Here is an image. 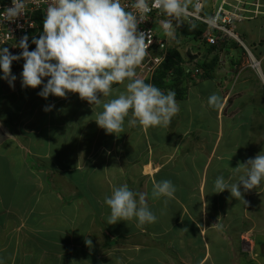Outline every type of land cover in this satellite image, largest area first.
I'll return each instance as SVG.
<instances>
[{"label":"crops","instance_id":"obj_1","mask_svg":"<svg viewBox=\"0 0 264 264\" xmlns=\"http://www.w3.org/2000/svg\"><path fill=\"white\" fill-rule=\"evenodd\" d=\"M230 1L237 4L236 0ZM243 1L247 3H238L241 10L237 13L241 19L235 22V30L245 43L264 41V18H259L264 17V8H259L261 4L256 3L260 0ZM246 5L249 7H245ZM229 44L231 43L224 44L218 50H222V54L228 50L230 54L236 47L230 48ZM260 44L256 45L254 50L260 55L259 80L264 84L262 61L264 45ZM189 49L191 50L190 47ZM198 54L195 60H199L201 53ZM201 58L204 60V55ZM231 58L229 75H234L235 67H239L236 68L237 75L233 78L227 74L230 78L225 76L227 78L223 79L212 74L210 78L199 80L195 91L189 93L186 90L181 98H176L179 112L172 117L170 124L149 128L138 126L139 128L135 127L133 130V126L128 124L130 114L125 120L124 132L117 135L106 133L95 121L102 107L89 104L81 99L78 93L69 92L63 98L50 95L45 99L38 95L43 85L36 88L22 87L20 74L25 61L23 59L14 61L12 73L17 76L14 88L7 81L0 79V259L4 264H50L54 260L66 264L67 258L73 259L72 264H115V255L121 256L122 264H259L258 251L254 248L253 242H247L248 237L247 248H244L246 239L243 237L242 240L235 230H233L235 235L239 237L227 238L225 232L229 231L213 224L219 218L218 209L222 208L223 211L226 207L227 214H230L234 221L232 227L235 228L236 221L241 223L243 228L240 226V229L254 227L245 223L248 222L245 220L246 215L237 217L239 214L237 211L243 212L244 206L238 205L234 197L229 198L231 193L214 192V181L218 175H229L226 166L247 162V156L245 160L239 157L241 156L239 150L250 146L262 147L259 144L264 143V137L256 136L264 129L258 130L250 126L245 131L242 130L243 117L244 121L256 126L259 117L253 118L255 113L252 105L250 106L251 101L248 106L245 103L244 107L238 108L240 105L237 99L239 102L242 99L237 94L246 90L251 82L242 77L248 69L247 66H241V63L238 65L236 56ZM223 67L218 62L214 71ZM242 68L244 69L241 70ZM186 70L185 68V72ZM191 76L195 75L191 73ZM46 80L47 78L45 82ZM219 84L221 86L228 84L224 89L228 91H225L226 94H217L221 97L222 103L218 108H212L208 105V98L215 94ZM114 87L124 91L122 84H114ZM231 91L238 97L232 99V106L237 109L233 115L237 119L233 124L227 121L228 115L224 113L231 100H229ZM111 98L114 97L103 99L107 102ZM49 105L54 107L51 111H45V107ZM175 117L180 118L185 125H179ZM194 123L197 125L193 126ZM262 134L264 136V132ZM253 137H255L251 142L253 144L250 143L251 145L247 147L239 144L242 143V139L246 141L249 138L252 141ZM182 147L187 150H183L176 164L174 163L177 167L174 170L169 167L161 169L164 165L156 160L158 154L164 158L165 148L177 150ZM101 148H107L113 155H103L104 159L95 164L92 157L97 149ZM204 148H210L209 152L198 155L194 153V150ZM118 150L127 151V154L124 151L122 156L128 159L127 163L133 167L129 176L125 172L127 164H123L126 166L123 169L119 165V170L121 169L128 179L139 178L136 191L148 194L146 199L158 217L157 221L144 224L141 229L135 220H121L116 225L111 224L108 230L118 236L115 240L131 235L132 242L114 245L107 252H103L100 259H96L98 252L96 253L92 247L96 245L86 228L91 224L84 225L78 222L77 214L67 215L61 219V225L56 226V229L61 231L60 237L63 234L65 237L62 247L54 237L56 234L50 227L47 228L50 217L56 214L53 210H59L61 207L66 209L68 205L75 203L72 201L63 206L56 204L58 200L63 202L59 196V194L64 196L61 183L72 181V184H64L68 189H75L77 186L75 192L70 194L74 197L80 194L78 190L82 182L85 183L87 180L94 182L99 179L101 182L95 184V187L103 190L100 195L103 197L110 195L116 184L104 182L102 179L105 178H99L98 174L101 173L106 178L110 175L111 169H108V165L120 161ZM226 151H229L228 154L235 153L232 163L231 157L225 155ZM83 164L88 165V168H81ZM77 169H83L84 172L75 180L72 174ZM58 170L63 171L65 176L57 177ZM31 177L33 181L30 180ZM161 180L172 181L176 188L173 199L153 195L154 182ZM20 190L21 194L18 193ZM220 194L225 197L222 204L219 198L223 196H219ZM253 203L255 206V202ZM162 204L165 205L164 214L159 212V206ZM76 205L75 203V207ZM107 214L110 215V210ZM66 221L75 223L66 224ZM96 230L94 234L98 235L100 229ZM43 237L46 238V243L42 241ZM90 238L91 247L88 243ZM105 241L107 240H103ZM70 244H74L75 248ZM84 248L86 253L79 256L78 253L83 252ZM110 254L112 257L108 258L107 255ZM262 255L261 259L264 260V254Z\"/></svg>","mask_w":264,"mask_h":264},{"label":"clouds","instance_id":"obj_2","mask_svg":"<svg viewBox=\"0 0 264 264\" xmlns=\"http://www.w3.org/2000/svg\"><path fill=\"white\" fill-rule=\"evenodd\" d=\"M131 7L135 11L127 10L121 0H54L47 7L42 34L32 38L34 50H29L27 35L16 46L22 49L19 54L0 47V79L14 88L17 76L12 73V64L23 59L22 87L43 85L38 95L45 99L50 95L63 98L69 92L78 93L89 104L102 107L95 121L108 134L123 133L130 114V126H167L179 112L176 92H165L138 77L136 68L148 54L151 39L150 33L138 26L144 15L158 9L168 18L161 22L165 35L175 39L182 18L189 15L187 2L133 0ZM25 8L24 0H12L5 19L16 20L25 14ZM114 84L124 85V91L113 88ZM106 97L114 98L104 102ZM221 103L217 94L208 98L212 108ZM53 107L49 105L44 110L51 111ZM235 170L239 174L236 183H228L223 174L216 177L215 193L229 190L232 197L239 199L243 197L241 187L247 192L264 183V154L249 158ZM175 191L170 180L153 184L155 197L173 199ZM104 203L110 208L108 224L136 219L144 225L158 219L145 195L137 194L127 184L114 186L111 194L104 197ZM0 264H4L2 259Z\"/></svg>","mask_w":264,"mask_h":264},{"label":"rangeland","instance_id":"obj_3","mask_svg":"<svg viewBox=\"0 0 264 264\" xmlns=\"http://www.w3.org/2000/svg\"><path fill=\"white\" fill-rule=\"evenodd\" d=\"M256 3L258 5L261 4L259 6V8L260 7L264 8V0H260V2H256ZM245 7H249V5L248 6L246 5ZM259 18L262 19L264 17L263 16H259ZM155 27L157 29L160 27L157 22L155 24ZM256 29H258V28L256 27ZM257 32H259V29L257 30ZM176 35H178L179 37H177ZM263 42L264 41H261V42L257 41V42L251 43L249 41L248 42L246 41V43H248V45H250V47L252 48L253 54L255 55V57L258 60H260V55L255 53V52H257V50L255 51L254 48L259 43H261L260 45L263 46L264 45ZM168 46L178 47L180 53L183 56H184V54H186V49L190 47L193 53H198V52L201 53L199 61L202 60L201 56H203V55H204V60H208V61H210L213 57H217V60H218V62L220 64V66L223 65L224 67L223 68H217L215 71L212 72V74L219 75V78H223V79H226L227 77H229L231 75V74L229 75V73H230L229 72V70H230L229 68H231L230 67L231 63L229 61L232 60L231 56L233 58L236 56L238 58L237 59L238 60L237 61L238 65L241 63L242 64L241 66H243V65L247 66V68L249 69V70L247 69L246 73L242 76L243 79L247 78L248 80H250L249 82H251V84L247 86L246 90H244L242 92H239L237 94V96L238 97L241 96V99H242L241 102H239V100L237 99V101H238V103L240 105L238 108L244 107L245 103L248 106L249 102L251 101L252 103H250V106L252 105V107H253L252 109H254V113H255V117H253V118L259 117V118H257V122H258L257 126L255 124H252L251 122L244 121V117H243L242 118V122H241V126L243 128L242 130L245 131L246 128H248L250 126H251V128H255V129H258V130H263L264 129V94H263L264 93V84L260 83V80H259L260 79V76H259L260 72L258 71V69H253V68L250 67V65L248 66V64H247L248 60H247L246 54L244 53L242 48H240L239 46L236 47V48H233V45L229 44V47L233 48V49L231 50L230 54H228L229 53L228 50L225 51L224 54L227 55V56L222 54V50L219 51L218 48L216 50L212 51V52H209L208 51L209 47L204 42H202L200 44L195 39L192 40L190 38L182 40L180 38V35H179V28H177V30H176L175 39H172V38L168 37ZM262 61L264 62L263 59H262ZM184 67L187 69L186 72H184L185 75L182 77L181 82L176 86L177 89L183 91L182 95H183L184 91H186V90L189 93H191L192 90L195 91V88H197L196 84L199 82V80L207 78L205 73H203L201 71H199L197 74H195L194 72H191V71L188 70L189 68L190 69L195 68L193 63L185 62ZM236 68L238 69L239 67H235V71L237 72ZM243 69L244 68H242L241 70H243ZM241 70H239V71H241ZM236 72H235L234 75H231L233 78L237 75L238 72L237 73ZM191 73H194L195 76H191ZM225 76H227V77L225 78ZM234 83H235V81H233L232 84H234ZM242 84H244V83H242ZM242 84H239V85H242ZM226 85H228V84H226ZM226 85L221 86L219 84L218 87L216 86L217 88H216V91L214 93L215 94H219V93L220 94H222V93L226 94V92L228 91V90H224L226 88ZM228 87H227V89H228ZM159 88L161 90L165 91V92H167L169 89L175 90L174 88H169V87L165 88V89L162 88V87H159ZM233 94H234L233 91H231V94H230V97H229V100L230 99L231 100H230L229 104L225 107V112H224L225 114L228 115V120L227 121H230L232 124H233L234 120L237 119L236 116H233V115H235V112L237 110V109H234L235 106H232V104H233L232 99L235 97ZM238 97H235V98H238ZM230 108H231V110H230ZM175 118H176L177 121H179V125H181V126H183V124L185 125V123L183 121L181 122L180 118H177V117H175ZM248 120H249V117H248ZM192 125L195 126V125H197V123H194ZM135 127L139 128L138 125H136V126H133V130L135 129ZM263 132L264 131H261V133H258V135H256L257 138L261 137V136L264 137L263 134H262ZM254 134H255V132H254ZM130 135L132 136V133ZM243 135H244V132L241 133V136H243ZM210 136H212V134H210ZM249 138H250V135H249ZM249 138L246 141L244 139H242V143H239V144H241L242 147L249 146V144L251 142H253L255 137H253L252 141ZM251 144H253V143H251ZM259 145L262 146V147L255 148L254 146H250L247 149L245 148V149L239 150L241 152V156L239 155V157L243 158L242 160H245V158H246L245 156H247V158L249 159V158H255L261 152H262V154H264V143L259 144ZM131 150H132V148H131ZM183 150H187V149L183 148V147L179 148L177 150H171V149L165 148L163 150V152L165 153V157L164 158H162L160 153H159L158 154L159 157H156V160H158V162H160V164L164 165L163 168H161V169H167L169 167V168L174 170L177 167V166L175 167L176 161H177L178 158H180L181 153H182ZM209 150H210V148L209 149L208 148L198 149V150H194V153L196 155L204 154L205 152H209ZM236 150L238 151V149H236ZM124 151L123 150H118V152L120 154V156H119V160L120 161L118 160L119 161L118 163L109 164L108 165V169L109 170L111 169L110 170L111 172H110V175H109L111 177L108 179L109 176L106 178L101 173L98 174V177L99 178L100 177H104L105 179H102L104 182H109V183H112V184H116V186H121V185L127 184L134 192L137 193V191H136L137 190V185L139 184L140 180H139V178L128 179L129 173H130V171H132L133 167H131V164L127 163L129 161L128 159H124L123 158L122 154H124ZM141 151H142V148H141ZM228 152L229 151H226L225 155L231 157L230 163H232L233 162L232 158L235 157V153L230 152L228 154ZM188 153H189V151H188ZM106 154H111V152H108L107 148L106 149H103V148L97 149L96 154L93 155L92 159L95 160V164H96V163H98L99 160L104 159L103 155H106ZM125 154H127V151H125ZM111 155H113V154H111ZM113 158L115 159V157H113ZM178 162H180V161H178ZM123 164H127L126 166H128V168H126V166H124ZM119 165L122 167V169L123 168L127 169L125 172L128 174V176H125V174L123 175V172H121V169L119 170ZM194 165L197 166V164H194ZM239 165L226 166V169H228L227 173H229V175L225 176V178H226V181L228 183H236L238 181L239 174L236 173L235 167H238ZM99 166H102V165H99ZM180 166L181 165H178V167H180ZM81 168L87 169L88 165L83 164L81 166ZM58 172H59V174H57V177L60 178V177H64L65 176L63 171H59L58 170L57 173ZM82 172H84L83 169H79V170L77 169L75 171V173H73V171H72V173H73L72 177H74V179L77 180L78 175L81 174ZM30 180L33 181L34 179L31 177ZM98 182H101V181L99 179L94 180V182H92L90 180H87L85 183L82 182L79 185L80 187H79L78 191H80V195L85 194L84 192H87L89 194L85 198L84 197L83 198L82 197L81 198H73V196H70L71 193L75 192V189H76L77 186L75 185L76 186L75 189L74 188H69L68 189V188H66V186L64 184H67V185L72 184V181H64V184L61 183V186L63 188L62 191H63L64 196H62L60 194H59V196H60V199L63 202L58 200V202H56V204L63 206L66 203L74 201L77 205L75 207V203H73V204L71 203L70 205H68L66 207V209H64V207H61L59 210H53V211H55L56 214L55 215L52 214L54 216L52 218L50 217V223L47 226V228L50 227V230L54 234H56L55 236L54 235L53 236L60 242V245H62V247H63V241H64L65 237H64V234L62 235V237H60V232L61 231L56 229V226L57 225L58 226L61 225V223H62L61 219H63L65 216H67V215L71 216V215L77 214L76 218H77L78 222H82L84 225H88V223L91 224L90 226H87L86 228H88L87 233L88 234L91 233V238L94 239V243L96 245V246H92V247H94L93 250H96V253L98 252L97 256H95L96 259H98V258L100 259V257L102 256L103 252H107L108 249H110L114 245L123 244V243L127 244V243L132 242L131 235H129L128 237H124V238H122V237L118 238V239L116 238L117 240H115V237H118V236H115L114 234H111L110 237H109L110 239H106L107 238V233L109 231L108 227L111 226V224H108V222H107V218H108L107 215L109 214V212L107 214V211H109L110 208L104 203L103 195L102 196L100 195V194H102L103 190L100 189V188L97 189L95 187V184H97ZM145 184H146V182H145ZM82 188L84 190H82ZM241 190H242L243 197H241L239 199L234 197V200H237V202H238L237 204L238 205L241 206L243 204L242 206H244L243 212H241L239 210L237 211V212H239L237 217L239 215H243V217L246 215V219L245 220H247L248 222H245V223L252 224L254 227H251V228H248V229H245V228L244 229H240V226L242 227V225H241V223L239 224L238 221H236L235 228L232 227V222H234V221H233V218L231 217V215L227 214L228 212L225 209L226 207L224 208L223 211H222V208L218 209L219 213L217 214V216L219 218L216 219L213 224L216 225V226H219V227L221 226V228L223 230H224V228H226V230L229 231V233L225 232L227 238H228V236L233 237V238H235V237L237 238L240 235L242 240H244L243 237L245 239L248 237L249 240L247 241L248 238L245 240V243L243 245L244 248H247V244H248L247 242H249V241L253 242L254 248L256 249V251H258V254H259V257H258L259 259L257 261H258L259 264H261V263L264 264V260L261 259V256H263L262 254H264V242H263L264 241V183H262L257 188L249 190L247 192H244L242 187H241ZM138 192L139 193H137V194H141V193L144 194L141 191H138ZM18 193L21 194L22 190H20ZM221 193H223V194L227 193L228 194V193H230V191L229 190H224ZM77 194H78V192H77ZM144 195H145V198H146V196L148 194L146 193ZM75 196H78V195H75ZM219 196H223V195L220 194ZM231 197L232 196H229V198H231ZM137 198H138V196H137ZM219 199H220V204H222L223 203L222 199H225V197L223 196V198L221 197ZM232 199H233V197H232ZM252 199H253V202H255V206H254V203L252 202ZM236 205H233V206L235 207ZM164 209H165V205L162 204V205L159 206V212L161 214H164ZM238 209H239V207H238ZM67 210H69V211H67ZM27 220H28V216L26 217V221ZM132 220H135V222L137 223L136 219H132ZM70 222L71 221H66V224L70 223ZM71 223L74 224L75 222H71ZM114 225H116V223ZM138 225H139L138 228L141 229L142 225L141 224H138ZM98 228L100 229L99 230L100 233L98 235L94 234V232H96L97 231L96 229H98ZM104 230H106V232H103ZM233 230H235L236 233L239 234V235H235V233H234L235 231H233ZM231 231H233V232H231ZM91 238L88 241V243L90 244L89 247H91V245H92ZM113 238H114V240H113ZM45 239L46 238L43 237L42 241L44 243H46ZM103 240H107V241L103 242ZM70 246L75 248L74 244H70ZM68 247H69V244H68ZM163 249H165V248H163ZM85 251H86V249L84 248L83 252L78 253V255L79 256L80 255H84L86 253ZM71 253L73 254L74 251L71 252ZM107 256H109L108 258L112 257L111 254L107 255ZM66 260H67L66 264H72V262H73L72 258H67ZM114 261H115V264H122L121 256L120 255H115V260ZM50 264H61V263H59L56 260H54Z\"/></svg>","mask_w":264,"mask_h":264},{"label":"built area","instance_id":"obj_4","mask_svg":"<svg viewBox=\"0 0 264 264\" xmlns=\"http://www.w3.org/2000/svg\"><path fill=\"white\" fill-rule=\"evenodd\" d=\"M24 2L26 5L25 14L14 21H7L5 19L6 10L11 6L12 0H0V47L9 48L12 54L22 52V49L16 47L20 39L27 35L30 41L32 31L38 27L36 17H45L47 7L54 0H24ZM121 2L127 10L135 11L131 7L133 0H121ZM186 2L189 15L182 18L181 26H203V32L198 40L200 44L204 42L219 49L230 41L236 42L246 54L248 66L250 65L251 68L258 69L260 72L261 60L255 57L252 48L244 42L235 30V22L241 19L237 13L241 10L238 3L247 2L243 0H236L237 4L230 0H186ZM166 19L168 18L160 10L153 8L151 12L144 15L143 21L138 26L139 30L149 32L151 38L147 50L148 54L136 68L137 75L141 79L150 81L156 69L167 56L168 37L161 27V22ZM210 20L214 23H209ZM156 22L160 26L158 29L155 27ZM192 72L197 74L198 69L195 68Z\"/></svg>","mask_w":264,"mask_h":264},{"label":"trees","instance_id":"obj_5","mask_svg":"<svg viewBox=\"0 0 264 264\" xmlns=\"http://www.w3.org/2000/svg\"><path fill=\"white\" fill-rule=\"evenodd\" d=\"M43 19L44 17H36V22L38 24L37 29H34L32 31V37L29 41V50L33 49L35 44L32 43V38L36 37L39 38V36L42 34L43 31ZM203 26L201 25H195L193 28L192 25H184L179 28V35L182 40H185L187 38H190L192 40L198 41L202 32H203ZM179 37L178 35H176ZM230 43L237 47L238 44L236 42L230 41ZM207 45V44H206ZM209 52H212L217 49L214 45H208ZM185 62L194 63V66L196 69H198V72L201 71L205 73V75L210 78L212 76V72L217 66L218 60L217 57H213L210 61L208 60H190L186 54L184 56L180 53L178 47L175 46H168L167 50V56L162 62V64L156 69L154 75L152 76V79L149 81L148 79H145V82L154 84L157 87L162 88H174L176 92V98L182 97L181 90L177 89L176 86L181 82L182 77L184 76ZM192 68L189 71H193ZM82 190H84L82 188ZM85 194L75 196L73 198H80V197H87L89 194L87 192H84ZM91 199V198H90ZM103 232H106L104 230ZM111 233L108 231L107 238L110 239Z\"/></svg>","mask_w":264,"mask_h":264},{"label":"water","instance_id":"obj_6","mask_svg":"<svg viewBox=\"0 0 264 264\" xmlns=\"http://www.w3.org/2000/svg\"><path fill=\"white\" fill-rule=\"evenodd\" d=\"M186 55L188 56V58L190 60H195V59H197L199 54L198 53H192L191 50L189 48H187L186 49Z\"/></svg>","mask_w":264,"mask_h":264}]
</instances>
